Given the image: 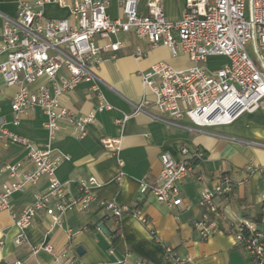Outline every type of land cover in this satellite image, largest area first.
I'll return each mask as SVG.
<instances>
[{"label":"built area","instance_id":"built-area-1","mask_svg":"<svg viewBox=\"0 0 264 264\" xmlns=\"http://www.w3.org/2000/svg\"><path fill=\"white\" fill-rule=\"evenodd\" d=\"M16 2L15 17L4 18L0 32V79L6 88L16 89L8 104L11 125L18 127L22 117L39 109L45 117L43 127L47 142L41 147L34 145L6 129L5 121L0 117V150L13 145L22 148L31 166L30 170H25L23 163L17 162L0 168V212L10 210L13 194L24 192L42 178L46 179L47 188L35 195L33 202L15 219L18 230L13 240L15 247L26 243L25 232L38 212L49 218L51 231L61 226L66 211H84L96 199L92 190L98 183L94 178L78 181L76 196L69 193L68 183L56 179V170L69 157L57 153L52 143L63 125L80 140L94 122V114L77 115L62 107L59 99L82 83L89 84L101 99L100 81L96 75L101 63L97 37L110 41L118 33L133 32L151 48L165 47L172 59L181 55L188 58L189 67L174 68L159 62L141 75L143 85L154 96L155 111L171 120L187 119L198 128H212L230 125L243 114L264 109V0H185L183 15L176 22L166 19L162 0H149L145 13L139 11L137 0H118L122 17L114 20L106 13V1ZM48 4L67 8L68 17L46 19L42 8ZM121 46L119 41H110L103 50L116 53ZM142 55L137 51L135 57ZM214 57H224L226 63L208 70L206 64ZM39 79H44L49 86L44 84L31 89L30 86ZM144 104L134 106V113L143 112ZM110 110L108 104L101 102L95 112ZM128 118L123 116L115 123L122 127ZM100 145L105 153L116 158L121 168L119 139L104 138ZM179 154L178 161L166 152L160 155L161 170L156 184L152 186L140 180V195L150 193L168 208L183 203L178 184L192 172V161L201 162L205 157L201 151L191 152L185 147L179 149ZM255 172L260 173L263 186L260 217L240 219L230 227L236 245L246 256L245 264H264V171L246 167L240 177L217 173L212 178V187L200 193L198 206L204 212L192 223L200 239L208 240L217 229L212 217L220 216L216 201L230 196ZM196 180L201 182L203 177L199 175ZM99 205L110 213L116 225L123 215L131 216L142 226L148 224L139 209L103 200ZM97 230L106 233L101 227ZM149 234L154 238L153 231ZM39 251L52 255L53 264L74 262L64 252L57 254L50 245L31 248L32 255ZM109 253L112 254V250ZM166 257L171 264H193L192 257L176 256L170 249H166ZM13 264L24 262L16 260ZM134 264L146 263L135 261Z\"/></svg>","mask_w":264,"mask_h":264},{"label":"crops","instance_id":"crops-1","mask_svg":"<svg viewBox=\"0 0 264 264\" xmlns=\"http://www.w3.org/2000/svg\"><path fill=\"white\" fill-rule=\"evenodd\" d=\"M65 1L69 4L72 0ZM99 1L108 3L106 13L110 19L122 17L118 0ZM148 1L137 0L141 13L146 12ZM162 5L170 22L180 20L185 10V0H162ZM42 12L49 20L68 17L67 8L55 4L45 5ZM16 13V0H0V32L3 19H12ZM115 40L122 45L116 53L103 50ZM110 41L96 38L101 49V63L96 71L101 99L85 83L59 99L62 107L77 115L94 114L87 135L78 140L63 125L52 143L57 153L69 157L56 170V179L68 183L69 193L76 196L78 181L94 178L98 183V187L92 190L96 199L84 211H66L61 226L51 231L49 218L38 212L25 232L26 243L15 247L13 240L18 230L14 221L33 202L35 195L46 190L47 181L42 178L24 192L13 194L10 210L0 212V264H13L16 260L24 264H53V256L48 253L31 254L32 247L43 245L52 246L57 254L64 252L73 259L70 264H134L135 261L171 264L166 249L179 257H192L193 264H245L246 256L232 239L230 227L240 219L260 217L263 193L260 173H253L230 196L216 201L220 216L212 217L217 229L208 240L200 239L192 223L204 212L198 206L200 193L212 187V178L217 173L240 177L246 167L264 171V109L243 114L230 125L212 128H198L187 119L171 120L155 111L154 96L143 85L141 75L159 62L174 68L189 67L188 58L181 55L172 59L165 47L151 48L133 32L118 33ZM137 51L143 55L135 57ZM44 84L48 85L44 79H39L30 88ZM15 92V88H6L0 79V117L5 121V128L41 147L47 142V133L43 127L45 117L39 109L22 117L18 127L10 123L12 115L8 104ZM101 102L108 104L111 110L95 112ZM141 102L145 103L144 111L134 113V106ZM123 116L129 118L120 127L115 121ZM104 138L119 139L121 168L115 157L102 150L100 141ZM181 147L191 152L201 151L205 157L201 162L192 161V172L178 184L183 203L168 208L150 193L140 195V180L155 186L161 170L160 155L166 152L178 161ZM17 162H22L25 170L31 169L22 148L13 145L0 150V168ZM199 175L203 177L201 182L196 180ZM100 200L139 209L148 222L147 226H142L129 215H123L116 225L110 213L100 207ZM98 227L106 233L98 231ZM149 231L154 232V238ZM77 248L81 250L80 255Z\"/></svg>","mask_w":264,"mask_h":264},{"label":"rangeland","instance_id":"rangeland-1","mask_svg":"<svg viewBox=\"0 0 264 264\" xmlns=\"http://www.w3.org/2000/svg\"><path fill=\"white\" fill-rule=\"evenodd\" d=\"M247 50L250 52V48L247 47ZM224 63H226V59L224 57H214V58H210L208 60V63L206 64V67H207L208 70H214L215 68L220 67ZM255 169H258V168H255ZM252 212L255 213L254 210ZM232 239L235 242V238H234L233 235H232ZM235 244H236V242H235Z\"/></svg>","mask_w":264,"mask_h":264},{"label":"water","instance_id":"water-1","mask_svg":"<svg viewBox=\"0 0 264 264\" xmlns=\"http://www.w3.org/2000/svg\"><path fill=\"white\" fill-rule=\"evenodd\" d=\"M76 252L80 255V254H81V250H80V248H77V249H76Z\"/></svg>","mask_w":264,"mask_h":264}]
</instances>
